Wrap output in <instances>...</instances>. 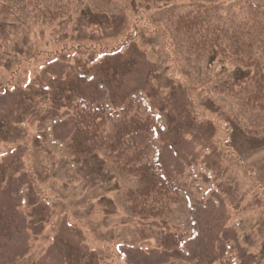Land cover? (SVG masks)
<instances>
[{
	"label": "rangeland",
	"instance_id": "374dc122",
	"mask_svg": "<svg viewBox=\"0 0 264 264\" xmlns=\"http://www.w3.org/2000/svg\"><path fill=\"white\" fill-rule=\"evenodd\" d=\"M245 1L0 0V22L19 26L0 40V264H264V93L244 84L256 69L176 29L201 14L214 37ZM78 100H135L149 117L128 141L149 143L143 161L179 188L163 216L131 209L138 180L107 151L70 152ZM160 231L183 243L164 249Z\"/></svg>",
	"mask_w": 264,
	"mask_h": 264
},
{
	"label": "trees",
	"instance_id": "16d2710c",
	"mask_svg": "<svg viewBox=\"0 0 264 264\" xmlns=\"http://www.w3.org/2000/svg\"><path fill=\"white\" fill-rule=\"evenodd\" d=\"M81 1V0H76ZM109 2L110 0H105ZM156 3H167L172 0H145ZM10 9V7H8ZM243 16L240 20L230 18L228 25L217 26L216 35L208 37L200 31L203 19L201 14L193 16L181 15L176 23L178 31L197 36L208 46L211 53L216 49L221 54L223 63H234L241 67H253L256 72L245 78L252 82L253 88L249 95L258 102L264 93V63L255 60L253 48L264 51V0L261 2L246 0L243 5ZM19 26L0 22V40L7 41L6 29ZM204 35V36H203ZM256 43H261L257 45ZM260 62V63H259ZM137 101L130 100L121 108H111L107 104H93L85 100H78L73 104V129L69 137L68 148L71 153L85 155L97 151H107L117 168L127 174L136 176L138 186L127 193V202L137 214L144 216H163L168 211V205L174 202V193L179 188L174 182L165 177L161 164L157 161L144 162L147 157L148 144L137 145L128 138L139 132H150L151 120L131 114L137 108ZM137 114V113H136ZM123 118L126 121L120 125L113 136L104 135L105 126ZM152 121H155L153 118ZM156 123V122H155ZM5 223L6 220H5ZM185 232H159L160 245L164 249L174 248L183 243ZM234 256H225L215 264H236Z\"/></svg>",
	"mask_w": 264,
	"mask_h": 264
}]
</instances>
